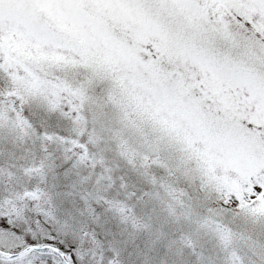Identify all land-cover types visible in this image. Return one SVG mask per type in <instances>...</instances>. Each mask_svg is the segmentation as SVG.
<instances>
[{
  "label": "snow or ice",
  "instance_id": "obj_1",
  "mask_svg": "<svg viewBox=\"0 0 264 264\" xmlns=\"http://www.w3.org/2000/svg\"><path fill=\"white\" fill-rule=\"evenodd\" d=\"M0 264H264V0H0Z\"/></svg>",
  "mask_w": 264,
  "mask_h": 264
}]
</instances>
